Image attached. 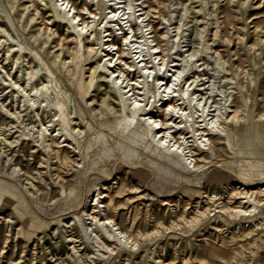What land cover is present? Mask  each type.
Segmentation results:
<instances>
[{
  "label": "rangeland",
  "instance_id": "1",
  "mask_svg": "<svg viewBox=\"0 0 264 264\" xmlns=\"http://www.w3.org/2000/svg\"><path fill=\"white\" fill-rule=\"evenodd\" d=\"M74 1L97 14L95 23L87 12L81 15L94 25L83 37L94 32L91 47L97 51L82 64L86 82L98 62L106 63L102 57L113 51L112 39L116 50L110 57L117 66L106 73L118 70L119 48L133 64L123 36L139 46L134 29L148 40L137 57L153 61L160 75L166 68L179 75V84L170 85L174 90L166 91L164 85L158 92L154 74L148 82L139 77L143 62L131 68L121 65L130 79L139 81L137 95L146 93L138 98L146 109L143 113L150 114L139 118L138 128L144 130L151 116L163 119L166 104L173 100L175 115H183L185 121L178 118L174 125L182 124V131L199 129L202 123L216 131L224 126L222 145L226 147V139L230 142L222 157L209 150L213 161L203 172L195 176L193 163H185L191 175L180 177L181 167L156 160L152 147L150 156L134 143L136 137L121 138L111 128L130 105L123 110L118 106L116 76L100 78L98 71L94 85L102 80L105 85L91 88L87 105L74 92L78 76L69 75V70L74 56L88 54V43L80 47L68 24L57 23L64 20L55 0H0V26L5 29L0 31V264H264V224L254 227L230 212L237 206L250 207L230 195L243 188L238 182H247L251 190L264 185V0ZM117 7L116 18L108 17L114 20L111 30L105 33L108 20L99 24ZM72 10L69 17L76 15ZM19 45L25 49L15 63L14 52L8 50ZM164 60L168 66L162 67ZM43 62L57 72L52 85ZM119 84L127 86L122 75ZM55 89L61 90L59 97L67 104L73 133L81 142V154L69 148L67 166L50 154L47 144L55 137L56 144L63 145L65 139L59 137L56 111L49 104L56 100ZM87 124L93 127L91 133L99 130L106 143L86 153ZM199 137L189 138L197 141L195 147ZM6 188L12 195L4 193ZM110 198L114 206L108 210L104 204ZM259 199L264 201V195ZM205 211L201 221L190 222ZM260 215L264 216V206ZM106 217L113 223H104ZM121 231L128 238L117 233Z\"/></svg>",
  "mask_w": 264,
  "mask_h": 264
},
{
  "label": "bare ground",
  "instance_id": "2",
  "mask_svg": "<svg viewBox=\"0 0 264 264\" xmlns=\"http://www.w3.org/2000/svg\"><path fill=\"white\" fill-rule=\"evenodd\" d=\"M71 4L70 8L67 10V8L69 7V5ZM114 4V3H113ZM113 4H110V6H112ZM117 5V4H116ZM60 6V18L63 19L64 21H58L57 23L61 26V24H68V29L71 31L72 34L76 35L75 40L77 42V44L80 47H85V40L88 43V54L86 56L84 55H76L73 57L74 59V66L72 67L71 70H69V75L72 76H78V83H76L77 86V90L74 92H77L78 95L80 96V98L82 99V101H86V105L88 104V99L87 98H92V94H90L91 92V88L94 86H98L101 88V86L105 85V83H102L101 81L99 82H95L96 84L94 85V79H95V74L99 71V77L103 78L106 77L108 79L112 78L113 76H116V78L113 80V92L116 95L117 98V102H118V106H120L123 109H125V107L130 104L128 107V110H124V115L122 114V116L111 126V128L113 127L114 132L117 134V136L119 137H130L133 135V137L135 138L134 143L138 146H142L144 148V150L146 152H148V154L150 155L152 150H154L153 156L156 158V160H160V161H165L167 162L170 166L172 167H176L177 166L181 167V171H180V177L182 178H188V176H190L191 174L188 173L186 167H185V163H189L190 165L193 163V168L194 170V174L196 176V174H198V172H203L206 168V166L208 164H210L213 161V155L209 153V150H211L212 152L215 153V157H222L226 152H227V144H228V139H226V147L223 146L222 144L224 142L223 141V137L225 134H223L222 132L226 131L224 126H221L219 128V130H215L216 128L212 125L211 128H209L207 125H204V123L200 124V128L199 129H193L191 131H188L187 133L191 132L192 135L191 136H186L187 133H185L184 131H182L183 127H181L182 124L179 125H174L176 123V120L178 118H182V121L180 123H183L185 121H183V115H179L177 116V114L175 115V111H176V105L174 103L173 100H171L170 102H168L166 104V108H164V118L160 119V120H153V117L151 116L149 119L150 121H147V125L145 126L146 128L144 130H140V128H138V121L140 117H143L145 115H148L150 113L146 112L143 113L146 109L143 108L144 105L141 104V102H139V98L138 95H143L145 96V92H138L140 94L137 95V88L139 87V81L136 80H132L129 78V75L126 73L125 68H123L121 65L126 66L128 68L134 67V66H138L136 65L137 63L143 62V68H141L140 70V78H144L143 82H145V78L146 81L148 82V78L151 77V75H153V81H156V87H157V91L160 92L162 90V87L164 85H166L165 90L170 89V91L173 89L174 90V86L171 89L170 85L175 84L176 81H178L179 79V75H177V72L171 73L173 71V69L171 70H166L163 72L162 75H160L158 73L157 70V66L154 64L153 61H148L147 58H145V56L142 58L141 54L138 55L137 54L141 53V51H139L141 44H143V41L148 42L147 39L143 40L145 38V34H142L141 36H139V33H137L134 29V36H135V42L136 44H140L139 46L134 47V45H132V42L129 38V36L127 34H125L123 36V46L128 45L127 47L130 50L131 53V58H132V63L133 64H129L126 61V53L125 51L122 49H118L117 53H118V59L116 60V62L119 60V64L120 66L118 67V70H112L111 74L108 75L106 73L107 70H109L112 66H117V64L113 65V56L112 58L110 57V55L114 52V50H116L115 45L113 43V39L111 40V44H110V48L111 50H113L112 52H109L107 54H105L102 57V60H105L104 64L101 63H97V66L94 68V71L92 73L91 79L89 82H86L84 80V76L82 75V64L83 62H87V60L91 59L89 56L90 54L95 51V53L97 52L96 50H94L91 45L93 44V35L94 32L90 33L89 36H85L83 37V33L84 32H89L94 25L91 24L87 19L82 18L81 15L82 14H86V12L88 14H90L89 18H94V23H95V18L97 17V14L90 11L89 10V6H84L83 8H79L78 4L74 1V0H55V7ZM14 5L12 6V9H14ZM127 7V6H126ZM120 7H117L116 9H112L111 13L112 16L110 15H106L103 18V21H101V23L99 24L101 26V24H103V22L105 21V19L108 20V17H113L116 18V14L117 11ZM76 11V15L72 14L70 17V13L71 10ZM72 10V11H73ZM150 11V10H149ZM129 14V13H128ZM148 14V13H147ZM151 15V14H150ZM118 16V15H117ZM149 17V16H148ZM113 18L107 21V25L104 26L105 28V33L106 32H110L111 30V26L110 24L114 21ZM128 18H130L128 16ZM76 19H80V21H82L81 24H79L78 22L76 23ZM119 20V19H118ZM117 20V21H118ZM121 20V19H120ZM153 23V22H152ZM132 24V23H131ZM81 26V27H80ZM133 27V25H131ZM152 27V26H151ZM152 29V28H151ZM1 30H5L4 28H1L0 26V31ZM96 32V30H95ZM157 32V31H156ZM53 33L56 35L57 32L53 31ZM108 35V34H107ZM159 35V34H158ZM102 41V40H101ZM109 41V40H107ZM128 42H130V44H128ZM144 42V43H146ZM22 44V43H21ZM105 44V43H104ZM146 45V44H145ZM150 46V44H148ZM157 46V50L160 49V53H163V47L162 45H160L159 43H156ZM134 47V48H133ZM127 48V49H128ZM149 48V47H148ZM25 49V47H23L22 45H19L17 49H15V47H11L8 51H13L14 53L12 54V56L15 58L16 62L15 63H19L18 61H20L21 59V55L20 52H22ZM134 49H138V51H134ZM143 49V48H142ZM140 49V50H142ZM145 49V48H144ZM147 49V46H146ZM104 50V49H103ZM102 50V51H103ZM151 50V49H150ZM107 51V50H106ZM146 51V50H145ZM144 51V52H145ZM33 52V50H31V53ZM148 52V51H147ZM116 53V54H117ZM153 53V52H152ZM115 54V55H116ZM135 54V55H134ZM154 54V53H153ZM37 55V54H36ZM24 56V55H23ZM162 56V55H161ZM166 56V55H165ZM59 57V55L57 56ZM160 57V56H159ZM9 58V57H7ZM6 58V59H7ZM139 58H142L141 60L138 61ZM165 59V58H164ZM109 60V61H108ZM161 60V59H160ZM56 62V60L54 61ZM115 62V63H116ZM152 64V65H151ZM43 65L46 67L45 68V73L44 75H46L49 84L52 85L53 82H56V77L54 73V69H52L50 66L47 65V62H43ZM59 65V64H58ZM165 65L168 66V64L164 62L162 63V67H164ZM178 64H174V67L177 66ZM4 68V67H3ZM117 69V68H116ZM31 70V69H30ZM54 70V71H53ZM161 70V69H160ZM32 71V70H31ZM79 71V73H78ZM175 71V70H174ZM177 71V70H176ZM34 71H32L33 74ZM117 72H119L118 74H116ZM168 72V73H167ZM179 73V71H178ZM68 74V73H67ZM60 75V73H59ZM68 75V76H69ZM122 75V78L124 77L127 80V86L122 87L120 86L123 85V83L125 81H122L119 84V77ZM10 76V75H9ZM32 76V75H31ZM171 76V78L169 79V77ZM172 77H175V79L172 81ZM181 77V76H180ZM69 78V77H68ZM66 79V78H65ZM99 79V78H98ZM97 79V80H98ZM68 80V79H66ZM124 80V79H122ZM75 81V78H74ZM75 81V82H77ZM66 82V81H65ZM172 82V84H171ZM19 82L16 81L14 83V86H16ZM61 83V82H60ZM142 83V82H141ZM67 84V83H65ZM75 84V83H74ZM179 84V81H178ZM48 87V84H45ZM192 85V84H191ZM54 86V85H53ZM59 85H57L58 87ZM66 86V85H65ZM75 86V85H74ZM12 87V85H11ZM56 87V89H57ZM20 88V86H19ZM59 88V87H58ZM76 88V87H75ZM127 88H129V90H126ZM143 88V87H142ZM141 88V89H142ZM23 89V88H21ZM47 89V88H46ZM56 100L55 101H49V104L53 106V109L56 111V119H54V124L55 126H59V137L61 135V137H64V143L63 145L60 144H56V139L55 137L52 138L51 143H47L48 144V150L50 152L51 155H53L54 157H57L58 159H60L62 161V163L64 165H68V163L70 162V153L71 150H69V148L74 149V151L76 152L79 149V152L76 153H80L81 154V147H80V143L79 140L76 138L75 134L73 133V127L71 125V118L69 116V113L67 112V108L65 102L59 97L60 95V91L58 90V92L56 91ZM60 89V88H59ZM13 90H15L13 88ZM25 90V89H24ZM96 89H94L93 91H95ZM99 90V89H98ZM166 90V91H167ZM54 91V90H53ZM166 91H162V92H166ZM161 92V93H162ZM50 93V92H49ZM48 93V94H49ZM129 93H132L129 96ZM168 93H170L168 91ZM181 93V92H180ZM179 93V94H180ZM164 94V93H163ZM186 94V93H185ZM161 95V94H160ZM166 95V94H165ZM174 95V94H173ZM211 95V94H210ZM209 95V96H210ZM51 96V95H50ZM62 96V95H61ZM75 96V95H74ZM131 96H134V99L131 98ZM164 96V95H162ZM170 96V95H169ZM172 96V95H171ZM40 97V96H39ZM72 98V96H70ZM109 97V96H108ZM155 100L157 99L158 95L155 94L154 95ZM160 97V96H159ZM46 98V97H45ZM52 98V97H51ZM39 99V98H38ZM70 99V98H69ZM73 99V98H72ZM108 98H105V100H107ZM184 100V98H182ZM41 100V99H40ZM103 100V99H102ZM133 100V101H132ZM160 101H165V99H162L160 97L159 99ZM43 101V100H42ZM110 101V100H109ZM141 101V100H140ZM37 103V102H36ZM107 103V102H106ZM35 104V103H34ZM41 104V103H40ZM69 105V104H68ZM239 105V103H238ZM242 105V104H241ZM39 106V105H38ZM200 107V105H198ZM197 106V107H198ZM34 107V105H33ZM198 107V108H199ZM105 108V107H104ZM127 108V107H126ZM178 108V107H177ZM183 108V107H182ZM181 108V109H182ZM207 108V107H206ZM204 107V109H206ZM37 109V108H36ZM103 109V108H101ZM115 109V108H114ZM71 110V109H69ZM99 110V109H98ZM200 110V109H199ZM237 110V109H236ZM93 111V109H92ZM91 111V112H92ZM179 111V110H178ZM177 111V112H178ZM184 111V110H183ZM198 111V110H197ZM97 112V110H96ZM99 112V111H98ZM97 112V113H98ZM182 112V111H180ZM205 112V111H204ZM227 112V111H226ZM183 113V112H182ZM185 113V112H184ZM203 113V112H202ZM39 114V113H38ZM99 114V113H98ZM181 114V113H180ZM186 114V113H185ZM93 115V114H92ZM121 115V114H120ZM236 115V113H235ZM177 116V117H175ZM186 116V115H185ZM194 116V115H193ZM192 116V117H193ZM200 116V115H199ZM203 116V115H202ZM41 117V116H40ZM101 118V116H98V118ZM187 117V116H186ZM195 117V116H194ZM176 118V119H174ZM188 118V117H187ZM186 118V120H187ZM191 118V117H190ZM232 119V118H231ZM40 120V119H39ZM74 120V119H73ZM201 120V119H199ZM53 121V120H52ZM188 121V120H187ZM73 122V121H72ZM96 122V121H95ZM197 122V121H196ZM196 122L194 124H196ZM199 122V121H198ZM44 123V122H43ZM89 123V122H88ZM97 123V122H96ZM50 124H52L50 122ZM77 124V123H76ZM94 124V123H93ZM190 124V123H189ZM44 125V124H42ZM107 124H103V127H106ZM223 125V124H222ZM48 126V125H47ZM52 126V125H51ZM53 126V127H55ZM75 126V125H74ZM95 126V125H94ZM184 126V125H183ZM192 126V125H191ZM198 126V124H197ZM196 126V127H197ZM210 126V125H209ZM220 126V125H219ZM46 127V126H45ZM44 127V128H45ZM102 127V128H103ZM185 127V126H184ZM190 127V126H189ZM49 127H46V129H48ZM51 128V127H50ZM187 128V127H186ZM79 129V128H78ZM93 129V127L90 124H87L86 127V135L89 138L88 143L85 146V150L86 153L91 150L94 146L98 145L101 143L104 145L106 143L105 137L102 135V133L99 130H96L94 133H91V130ZM189 129V128H188ZM191 129V127H190ZM51 130V129H50ZM40 131V130H39ZM47 131V130H46ZM187 131V130H186ZM75 132V131H74ZM81 132V130H80ZM84 132V131H83ZM198 132V134H196ZM50 133V132H49ZM82 133V132H81ZM153 133V134H152ZM84 134V133H83ZM49 135V134H48ZM153 135L154 138L151 139V136ZM200 136L199 138H197L198 140H200L199 143H196V147H195V141L196 140H189V138H193L194 136ZM56 136V135H55ZM226 136V135H225ZM85 137V136H84ZM51 138V137H50ZM86 138V137H85ZM158 138V139H157ZM46 139V138H45ZM82 140V139H81ZM47 141V140H46ZM197 142V141H196ZM207 142V144L205 143ZM230 142V141H229ZM208 145V146H206ZM222 147H219L221 146ZM45 147V146H44ZM47 147V146H46ZM63 147H68L67 149L63 148ZM149 147H152V150L149 151ZM63 148V149H62ZM199 152L202 153H206L205 155H201L199 154ZM209 153V154H208ZM96 154V153H95ZM94 155V154H93ZM151 156V155H150ZM72 160V159H71ZM190 160V161H189ZM72 162V161H71ZM85 162V161H84ZM74 164V162H73ZM104 164V163H102ZM70 165V164H69ZM72 166V164H71ZM77 167V166H76ZM191 167V166H190ZM81 171V170H80ZM78 174V173H77ZM182 174H184L185 176H181ZM193 174V173H192ZM208 175V174H207ZM205 176V175H204ZM143 177V176H142ZM232 180V179H231ZM194 182V180L192 181ZM242 181L238 182V184H240L243 188L237 192V193H231V196H234L235 199H241L242 201L240 202V204H244V205H249L250 207H246V206H237L236 208L231 209V214L235 217L238 218L240 221H250L251 224L254 227L259 226V224H264V216L260 215L259 216V211L260 208L264 206V201H261L260 199L258 200L259 196L261 194L264 195V185L260 186L259 190H251L250 188H252L251 185H248L247 182H243ZM201 183V182H200ZM230 185H232V183L235 182H229ZM2 191V190H1ZM4 193L8 194L9 196L12 195V191L10 188H6L4 190ZM193 194V192H192ZM5 195V194H4ZM99 195V194H98ZM107 195H104V197H106ZM207 197V196H206ZM98 202V201H97ZM100 203V202H99ZM167 203V202H166ZM114 206V199L110 198L109 201L107 202V204H104V207H106L108 210H110L112 207ZM224 211V210H223ZM222 211V212H223ZM205 216H207V211L205 212H200V214L197 217H194L190 222L196 223L201 221ZM113 219L106 217L104 223L106 224H111L113 223ZM118 229V228H117ZM120 236L122 235L125 238H128V235L124 232H117ZM118 238V236H117ZM239 245V243H238ZM211 249H220V247H217L215 245H211L210 246ZM239 247V246H238ZM222 249V248H221ZM228 260V259H227Z\"/></svg>",
  "mask_w": 264,
  "mask_h": 264
}]
</instances>
